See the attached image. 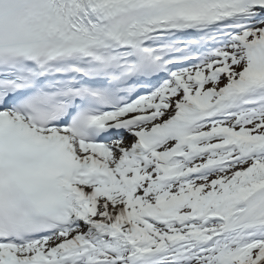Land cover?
I'll return each mask as SVG.
<instances>
[{
    "label": "snow or ice",
    "instance_id": "snow-or-ice-1",
    "mask_svg": "<svg viewBox=\"0 0 264 264\" xmlns=\"http://www.w3.org/2000/svg\"><path fill=\"white\" fill-rule=\"evenodd\" d=\"M0 264H264V0H0Z\"/></svg>",
    "mask_w": 264,
    "mask_h": 264
}]
</instances>
